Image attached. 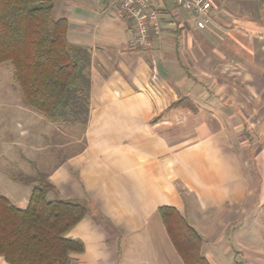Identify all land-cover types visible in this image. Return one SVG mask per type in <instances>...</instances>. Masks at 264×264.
Listing matches in <instances>:
<instances>
[{
	"label": "crops",
	"instance_id": "0c3cea01",
	"mask_svg": "<svg viewBox=\"0 0 264 264\" xmlns=\"http://www.w3.org/2000/svg\"><path fill=\"white\" fill-rule=\"evenodd\" d=\"M156 1L159 32L132 48L118 0H56L67 40L90 53L89 113L82 146H54L73 124L50 121L33 173L47 199L87 207L67 234L84 244L71 264H184L160 206L197 231L209 264H264V0H208L203 25Z\"/></svg>",
	"mask_w": 264,
	"mask_h": 264
},
{
	"label": "trees",
	"instance_id": "16d2710c",
	"mask_svg": "<svg viewBox=\"0 0 264 264\" xmlns=\"http://www.w3.org/2000/svg\"><path fill=\"white\" fill-rule=\"evenodd\" d=\"M56 0H0V64L9 62L23 101L55 123L84 124L89 113L90 53L71 44L67 21L55 19ZM174 103L173 106H179ZM47 181L33 186L25 208L0 195V257L8 264H71L84 251L68 232L87 215L76 200L46 197ZM158 216L184 264H209L201 237L172 206Z\"/></svg>",
	"mask_w": 264,
	"mask_h": 264
},
{
	"label": "rangeland",
	"instance_id": "374dc122",
	"mask_svg": "<svg viewBox=\"0 0 264 264\" xmlns=\"http://www.w3.org/2000/svg\"><path fill=\"white\" fill-rule=\"evenodd\" d=\"M23 98L18 83L13 77L9 62L0 64V195L5 196L18 208H25L33 186L45 182L44 174L34 175L30 159H40L44 150L36 151L33 146H82V125L72 127L59 125L53 135V143L43 139L50 132V120L20 109ZM28 108V107H27ZM32 110V109H31ZM33 112H36L33 110ZM63 124V123H61ZM179 137H184L179 135ZM34 182L24 181L23 175ZM29 178V177H28Z\"/></svg>",
	"mask_w": 264,
	"mask_h": 264
},
{
	"label": "built area",
	"instance_id": "2783aa9c",
	"mask_svg": "<svg viewBox=\"0 0 264 264\" xmlns=\"http://www.w3.org/2000/svg\"><path fill=\"white\" fill-rule=\"evenodd\" d=\"M172 5L180 6L187 11L201 16L199 25L210 21L208 0H169ZM156 0H118V17L132 22L133 31L128 45L132 48L144 45L151 31L159 32L162 23L163 8Z\"/></svg>",
	"mask_w": 264,
	"mask_h": 264
}]
</instances>
